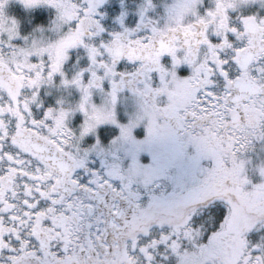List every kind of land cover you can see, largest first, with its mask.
<instances>
[{"label": "snow or ice", "instance_id": "obj_1", "mask_svg": "<svg viewBox=\"0 0 264 264\" xmlns=\"http://www.w3.org/2000/svg\"><path fill=\"white\" fill-rule=\"evenodd\" d=\"M0 264H264V0H0Z\"/></svg>", "mask_w": 264, "mask_h": 264}, {"label": "flooded vegetation", "instance_id": "obj_2", "mask_svg": "<svg viewBox=\"0 0 264 264\" xmlns=\"http://www.w3.org/2000/svg\"><path fill=\"white\" fill-rule=\"evenodd\" d=\"M116 5L114 4H109V7H115ZM8 11L12 14H15L17 15L18 17L21 18V26L22 27H26L27 25L25 24L24 22V17H25V13L20 9L19 5L18 4H10L9 7H8ZM43 13L42 12H37L35 13L34 15H36L37 17H39L40 15H42Z\"/></svg>", "mask_w": 264, "mask_h": 264}]
</instances>
